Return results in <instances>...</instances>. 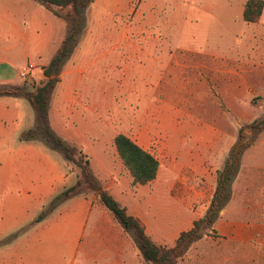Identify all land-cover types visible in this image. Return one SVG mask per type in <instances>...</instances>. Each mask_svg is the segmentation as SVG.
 <instances>
[{
    "label": "crops",
    "instance_id": "crops-1",
    "mask_svg": "<svg viewBox=\"0 0 264 264\" xmlns=\"http://www.w3.org/2000/svg\"><path fill=\"white\" fill-rule=\"evenodd\" d=\"M137 1L138 5L134 6ZM156 1L90 0L84 9L82 32L71 55L63 63L60 80L49 102L50 125L67 143L79 142L82 149H88L90 138L87 139L85 133L88 131L91 135L101 130L100 125H106L101 115L97 120L87 118L79 122L69 118L66 120L65 117L83 106L88 109H106L109 72H105V68L108 61H111L117 71L115 75L122 71L118 63L123 58V48L132 45L133 38L148 45V49L153 50L150 54L159 53L161 60H167V91L175 99L185 101V98L174 92L181 89L185 72H221L220 64L215 61L224 58L202 56L198 61L178 56L165 48L167 20L160 17ZM219 1L208 0V4L196 9L199 12L219 9ZM246 2L226 0L221 6L227 11V18L237 14L243 19ZM127 14L131 15V21L125 20ZM187 15L185 13V20L188 19ZM256 24L259 25L260 35L243 37L238 42L242 58L225 57L232 63L227 72H264V9ZM67 29L65 18L55 15L35 0H0V88L20 85L18 73L27 64H34V76L38 80L42 79V67L48 65L56 54ZM93 52L95 56L92 59ZM239 59L243 62H238ZM86 60H90V63H86ZM165 73L139 72V75L155 83V79H161ZM173 79L175 86L171 84ZM153 90L155 92V89L149 88L139 91L146 94L145 104L151 97L147 93L153 95ZM54 94L57 97L56 114L52 112L51 98ZM167 115V121L172 123L171 119L175 115ZM145 118L149 124L156 122L153 118ZM36 124V111L27 98L0 95V238L29 225L12 243L0 245V264H139L137 259L141 254L135 242V248L125 246L124 237L128 232L123 230L101 203L102 206L95 203L97 200L91 195H75L60 203L42 221L32 224L55 195L75 185L78 179L77 171L73 170L60 152L42 141L25 139L23 133L33 129ZM219 146L215 144L213 147L218 149ZM185 163L194 165L193 170L187 171L182 184L175 190L185 204L195 202L199 208L200 204L206 203V200L199 199V177L205 173L206 177L210 176L214 168L212 165L199 172L195 171L198 161ZM222 167L223 164L215 169L219 171ZM148 185L150 183L139 187ZM250 188L244 186V189ZM104 189L121 206L126 207L130 214L143 222L147 234L153 239L148 230L150 215L147 218L139 209L134 210L122 204V192L114 184ZM258 195L264 198V183H260V191L257 189L256 192L243 194L251 198ZM234 198L232 191L231 199ZM153 199L149 195L139 196L137 202L140 204L141 200L143 209L148 212ZM198 216L188 219L175 212L169 213L167 245L158 244L173 247L181 232L190 230L194 221L202 217L200 214ZM116 225L120 226L119 232ZM194 245H202L196 257L202 258L204 264H264V214L227 213L224 209L203 237L189 247L184 255L187 261ZM129 253L133 256L130 257ZM134 256L136 260H133Z\"/></svg>",
    "mask_w": 264,
    "mask_h": 264
},
{
    "label": "rangeland",
    "instance_id": "rangeland-1",
    "mask_svg": "<svg viewBox=\"0 0 264 264\" xmlns=\"http://www.w3.org/2000/svg\"><path fill=\"white\" fill-rule=\"evenodd\" d=\"M207 1L158 0L156 6L162 20H167L165 48L178 56L198 61L202 56L224 58L215 61L220 64L221 72H185L181 89L174 91L185 98V101L175 99L167 91V60H161L159 53L150 54L153 50L148 49V45L133 38V44L123 48L124 55L118 63V66H122V71L115 75L117 71L111 61H108L105 68V72H109L106 109H88L83 106L65 117L66 120L69 118L79 122L80 119L87 118L97 120L101 115L100 118L106 125H100L101 130H96L91 135L88 131L85 133L87 139L90 138L88 149H82L79 142L68 143L76 148V156L80 157L81 151L84 159L90 160L92 175L103 188L114 184L116 189L122 192V204L125 203L134 210L139 209L145 217L150 215L148 230L157 243L165 245L169 213L175 212L188 219L198 218V214L203 216L206 213L209 208L207 201L216 186L218 171L215 168L222 164L224 166L229 150L237 140L239 129L264 115V72H227L232 63L225 59L237 56L242 58L239 40L250 35H260L259 25L248 23L237 14L227 18L228 13L221 6L226 0L219 1V9L197 11L196 8L208 4ZM138 3L135 2L134 6ZM185 13H188L186 20ZM124 18L131 21L130 14ZM92 54L93 59L95 53ZM240 60L238 62H243ZM88 62L90 63V60H86V63ZM139 72L166 73L161 79L156 78L153 83L151 79L139 75ZM19 82L20 85L26 82L27 87L32 89V83L39 80L33 77L21 79ZM175 83L173 79L171 84L175 86ZM145 88L155 89L153 95L147 93L151 97L146 104V94L139 92ZM56 100V95H52L54 114L57 113ZM167 114L175 115L171 119L172 123L167 121ZM145 117L153 118L156 122L149 124ZM36 126L37 124L34 128ZM84 127L87 129V126ZM119 133L129 136L160 161L158 176L148 187L131 185L130 174L122 165L113 142ZM35 141L46 144L40 137ZM215 144L220 145L218 149L213 147ZM186 161H198L195 171H203V168L212 165L214 168L210 176L206 177V173H203L204 175L199 177V199L206 200L204 205L198 206L199 208L185 204L175 190L182 184L187 171L193 170L194 165H186ZM69 164L79 175L80 169L72 162ZM260 183H264V129L254 135L253 142L243 153L240 168L231 184V196L233 191L235 198L231 199L230 196L225 211L264 214V198L259 195L255 198L243 196L246 192L253 193L257 189L260 191ZM245 185L251 188L244 189ZM80 194L91 195L97 200L95 203L100 204L94 191L89 189ZM147 195L154 198L148 212L143 209L141 200L140 204L137 202L139 196ZM49 203L50 201L46 207ZM28 227L29 225H26L17 232L0 238V245L12 243ZM115 228L119 232L120 226L116 225ZM207 230L208 228L203 232ZM124 243L126 247L135 248L131 233H125ZM199 246L202 245H194L188 261L184 256L178 260V264H204L202 258L196 257V252L201 250ZM132 256L131 254L130 257ZM133 260H136L135 256ZM137 261L139 264H148L141 256Z\"/></svg>",
    "mask_w": 264,
    "mask_h": 264
},
{
    "label": "trees",
    "instance_id": "trees-1",
    "mask_svg": "<svg viewBox=\"0 0 264 264\" xmlns=\"http://www.w3.org/2000/svg\"><path fill=\"white\" fill-rule=\"evenodd\" d=\"M35 1L46 6L55 15L67 20V34L48 65L42 67L43 77L39 82L32 83V89H29L24 82L22 85L0 88V95L27 98L36 111L37 126L25 132V139L40 137L52 149L60 152L66 161L74 163L80 169V173L75 185L55 196L47 207L45 205L32 224L42 221L63 201L90 189L97 194L99 202L109 211L123 230L133 235L136 247L145 262L148 264H177L189 247L203 237L204 229H209L214 225L228 204L231 196V184L240 168L243 153L253 142L254 135L264 129V115L239 129L237 140L231 147L223 168L217 173L215 192L206 213L194 221L190 230L181 232L173 247L160 245L147 234L143 222L130 214L126 207L121 206L95 180L90 169V160L84 159L81 151L79 152L80 157L76 156V148L57 135L50 125L49 102L51 93L60 80L63 63L71 55L78 42L84 25V9L90 0ZM263 9L264 0H247L243 11L244 21L248 23L258 22ZM113 142L122 165L130 174L133 187L149 184L157 178L160 161L154 154L142 148L124 133L117 134ZM17 235L16 233L15 236Z\"/></svg>",
    "mask_w": 264,
    "mask_h": 264
},
{
    "label": "built area",
    "instance_id": "built-area-1",
    "mask_svg": "<svg viewBox=\"0 0 264 264\" xmlns=\"http://www.w3.org/2000/svg\"><path fill=\"white\" fill-rule=\"evenodd\" d=\"M35 70V65L34 64H27L24 68H22L20 71H19V77L21 79H24V78H33L35 77L33 72ZM192 206L193 207H196L197 206V203L195 202H192Z\"/></svg>",
    "mask_w": 264,
    "mask_h": 264
}]
</instances>
